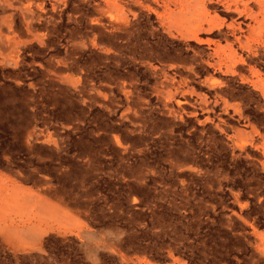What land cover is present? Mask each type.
Wrapping results in <instances>:
<instances>
[{
    "label": "rangeland",
    "instance_id": "rangeland-1",
    "mask_svg": "<svg viewBox=\"0 0 264 264\" xmlns=\"http://www.w3.org/2000/svg\"><path fill=\"white\" fill-rule=\"evenodd\" d=\"M233 9L0 0V264H264V42Z\"/></svg>",
    "mask_w": 264,
    "mask_h": 264
},
{
    "label": "bare ground",
    "instance_id": "bare-ground-1",
    "mask_svg": "<svg viewBox=\"0 0 264 264\" xmlns=\"http://www.w3.org/2000/svg\"><path fill=\"white\" fill-rule=\"evenodd\" d=\"M222 1H225L227 8L232 9L234 7L233 10L235 12H243L246 15L250 16L251 20L253 21L252 25L251 24L246 25L247 30L243 31L241 37L240 36L235 37V40L239 44H242L243 42L242 37L248 43L245 46V48L247 47L249 48L251 42H256V43L264 42V0H222ZM205 2L210 3L212 2V0H205ZM197 20L201 22L202 17H197Z\"/></svg>",
    "mask_w": 264,
    "mask_h": 264
},
{
    "label": "trees",
    "instance_id": "trees-1",
    "mask_svg": "<svg viewBox=\"0 0 264 264\" xmlns=\"http://www.w3.org/2000/svg\"><path fill=\"white\" fill-rule=\"evenodd\" d=\"M190 197H192L193 200H195V199L198 198V196H196V195L193 193V191H190ZM188 261H189L190 264H197V263H195V262H194L192 259H190V258H188Z\"/></svg>",
    "mask_w": 264,
    "mask_h": 264
},
{
    "label": "crops",
    "instance_id": "crops-1",
    "mask_svg": "<svg viewBox=\"0 0 264 264\" xmlns=\"http://www.w3.org/2000/svg\"><path fill=\"white\" fill-rule=\"evenodd\" d=\"M257 79H258V77H257Z\"/></svg>",
    "mask_w": 264,
    "mask_h": 264
}]
</instances>
